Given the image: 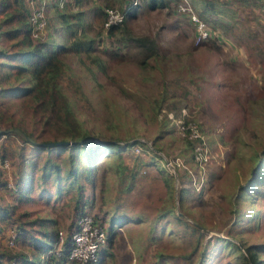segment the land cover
I'll list each match as a JSON object with an SVG mask.
<instances>
[{
  "label": "rangeland",
  "instance_id": "374dc122",
  "mask_svg": "<svg viewBox=\"0 0 264 264\" xmlns=\"http://www.w3.org/2000/svg\"><path fill=\"white\" fill-rule=\"evenodd\" d=\"M230 1L235 18L223 23L211 15L213 35L199 44L193 24L168 4H131L121 28L104 37L89 26L93 4L87 1L84 30L94 38L92 52L59 54L68 66L62 89L84 127L106 140L146 144L122 154L136 173L131 190L117 178L102 179L110 156L99 157L96 184L88 189L91 213L105 218L103 211L108 217L118 208L132 218L116 225L103 264H252L249 245L264 264V165L262 180L252 179L259 175L257 157L264 156V0ZM75 10L69 4L66 12ZM140 36L156 42L153 56L137 46ZM4 101L11 112L31 114L21 98ZM22 118L36 132L42 128L31 115ZM182 124L196 126L197 139H188ZM199 137L206 157L200 162ZM171 201L183 223L166 213ZM31 203L19 211L52 216L66 234L71 209L65 199L56 207Z\"/></svg>",
  "mask_w": 264,
  "mask_h": 264
},
{
  "label": "trees",
  "instance_id": "16d2710c",
  "mask_svg": "<svg viewBox=\"0 0 264 264\" xmlns=\"http://www.w3.org/2000/svg\"><path fill=\"white\" fill-rule=\"evenodd\" d=\"M79 1L74 0L75 3ZM98 1L99 4L92 7L90 21L94 22L89 26L97 28L99 33L102 31L104 37H110L121 28L133 0L126 5L124 0ZM236 1L246 3L249 0ZM190 2L198 16L207 24L211 14L226 13L230 20L237 15L236 9L229 13L223 12L217 0ZM54 3V17H48L49 6L48 2L46 3V38L40 40L31 35L29 8L25 0H0V234L7 233L6 243L0 244V264H68L71 261L67 259L70 247L68 238L80 216L85 213L92 214L103 225L107 233V245L116 233V225L121 223V220H132L126 210L118 208L108 217L109 210L103 211L105 218L91 213L93 201L88 189L93 190L96 184L99 157L108 154L110 158L104 162L102 179L117 178L119 184L124 182V189L131 190L136 173L130 172L131 168L124 161L122 154L134 145L146 144L138 140L121 142L122 139L116 137L106 140L84 127L76 116L60 83L68 66L59 54L70 49L77 53L84 51L89 55L94 38L85 33L83 9L66 12L71 4L69 0L63 1L62 6H59L58 0ZM115 4L120 6L119 10L124 13V19L118 25L106 27L105 8ZM139 4L155 8L165 7L168 2L139 0L137 5ZM55 31H60L61 34L56 35ZM66 40L69 44H62ZM134 41L137 46L145 49V57L155 54L156 42L151 38L140 36L134 38ZM116 53L110 51L111 56ZM92 60L105 70V63L100 58L93 55ZM9 96L21 98L26 104L24 108L31 114H16L15 111L11 112L8 107H4V99ZM29 114L33 125L42 126L37 132L27 126L22 118L30 116ZM13 127H20L39 142L73 140L75 143L54 147L31 144L19 133L4 131ZM5 160L9 163L8 170L2 167ZM256 161V172H259V175L257 174L256 179L252 178L253 183L262 180L263 174L260 170L264 165V156L259 155ZM166 180L168 182V178ZM182 194L183 190L181 196ZM170 197L173 198L172 194ZM33 199H41L52 207H56L65 199L71 211L63 243L58 241V232L63 230L59 229L58 221L54 217L37 216L38 214L30 216L28 210L19 211L25 201ZM114 202H117L116 199ZM166 207L168 215L174 213L173 202ZM133 217L139 220L141 214ZM15 220L19 221L17 225L13 223ZM175 221L183 223L179 217H175ZM107 245L99 251L96 263L102 256L109 257ZM245 249L250 262L257 264V252L253 246H245ZM71 262L79 264L76 261Z\"/></svg>",
  "mask_w": 264,
  "mask_h": 264
},
{
  "label": "built area",
  "instance_id": "2783aa9c",
  "mask_svg": "<svg viewBox=\"0 0 264 264\" xmlns=\"http://www.w3.org/2000/svg\"><path fill=\"white\" fill-rule=\"evenodd\" d=\"M59 6H62L63 1L58 0ZM174 10L183 16H185L195 29L194 41L196 44L202 43L213 35V31L208 24L202 20L196 13L190 0H165ZM29 8V23L31 28V35L33 38L43 40L46 38L47 17H46V1L45 0H25ZM139 0H133V4H138ZM106 21L105 26L110 27L112 25H118L124 19V13L115 7H106ZM184 124V123H183ZM183 130L188 133V139H197L199 133L196 130V126L187 124L183 125ZM203 140V137H199ZM205 141L195 147V157L204 152L202 160H206L205 157ZM2 167L9 169V163L7 160L3 161ZM14 236V234L12 235ZM66 239V235L62 232H58V241L63 243ZM69 250L67 253V259L78 262L79 264H90L98 261L99 251L107 245V233L103 225L96 220L92 214L85 213L76 220L74 231L69 236ZM12 243V240H10Z\"/></svg>",
  "mask_w": 264,
  "mask_h": 264
},
{
  "label": "crops",
  "instance_id": "0c3cea01",
  "mask_svg": "<svg viewBox=\"0 0 264 264\" xmlns=\"http://www.w3.org/2000/svg\"><path fill=\"white\" fill-rule=\"evenodd\" d=\"M46 1V3L48 2V9H47V12H48V14L50 15V16H52V17H54V15H56L55 13H56V11H55V5H56V3H54V1L55 0H45ZM70 2H71V6L73 7V9L74 8H76V9H83L84 10V7H87L85 4H87V1H89V3H88V5L90 4V2L92 1V4H93V6L94 5H97V4H99V1L98 0H80L78 3H75L74 2V0H69ZM258 1H263V0H258ZM247 3H250V2H248V1H246V3L245 2H242V1H238L237 2V4L238 5H244V4H247ZM220 6L222 7V10H223V12L225 11V12H227V13H229V11H231L232 9H236L237 10V7L235 6V5H233L232 4V2L230 1V0H227V2L225 3H223V2H220ZM91 10H92V8H90ZM230 9V10H229ZM226 14V13H225ZM222 15V14H211L212 15V17H216V16H220V17H223V23H228L229 21H232V20H230V19H228L226 16L227 15ZM54 19V18H53ZM53 23H54V21H53ZM222 25H224V24H222ZM43 201V200H42ZM34 203V202H37V199H33V201H31V200H27V201H25L24 203H23V207H25V206H28L29 205V203ZM44 202V201H43ZM31 203V204H32ZM45 203V202H44ZM46 205H47V203H45ZM27 208V207H26ZM28 211H30V213L32 214V210H28ZM36 214V213H35ZM34 214V215H35ZM31 216V215H30ZM13 223H15L16 225L19 223V221H14ZM8 227H9V225H8ZM6 241H7V233H2V234H0V244H5L6 243ZM17 247H19L20 248V246L19 245H17ZM102 258H103V260H106V257H101V260L98 262V263H92V264H103L101 261H102ZM73 261V260H72ZM68 264H72V262L71 261H69V263Z\"/></svg>",
  "mask_w": 264,
  "mask_h": 264
},
{
  "label": "water",
  "instance_id": "95a60500",
  "mask_svg": "<svg viewBox=\"0 0 264 264\" xmlns=\"http://www.w3.org/2000/svg\"><path fill=\"white\" fill-rule=\"evenodd\" d=\"M6 132H16L19 133L26 141L30 142L31 144L35 145H42V146H59V145H68V144H74L75 141L71 140H57V141H48V142H39L33 137L29 136L23 129L20 127H13L7 130H4ZM0 133H2V130H0Z\"/></svg>",
  "mask_w": 264,
  "mask_h": 264
}]
</instances>
